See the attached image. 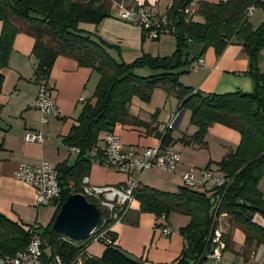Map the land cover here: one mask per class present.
<instances>
[{
  "label": "trees",
  "instance_id": "1",
  "mask_svg": "<svg viewBox=\"0 0 264 264\" xmlns=\"http://www.w3.org/2000/svg\"><path fill=\"white\" fill-rule=\"evenodd\" d=\"M113 1L121 0H0V90L4 80L2 69L7 66L13 38L19 32L34 39L31 65L36 83H47L50 68L59 55L73 58L99 74L94 100L83 104L68 133L63 135L62 143L77 151L73 162L56 164L63 193L53 201L49 222L44 228L37 224L24 227L19 220L0 212V252L12 256L23 249L29 240V230L36 225L42 238V264H56L55 256L61 264H147L120 251L114 233L109 231L114 222L112 214L120 215L118 209L127 204L109 211L99 200L84 194L98 206L101 222L83 239H71L53 230L52 223L66 197L83 192L81 181L88 175L93 160L104 162L99 144L102 133L117 124L148 126L149 123L130 114V101L138 97L148 102L154 89L163 87L175 95L177 110L190 111L195 130L177 138L185 145L205 146L206 133L213 123L235 129L240 140L233 151L217 162V170L228 178L225 185L193 188L181 183L175 191H168L138 182L133 198L140 211L151 212L157 218L167 217L170 211L189 216L188 223L179 228L184 246L175 264H201L207 260L206 254L213 246L212 231L222 214L228 216V223L242 228L245 235L242 253L247 255L252 240L264 241V193L258 187L264 175V72L258 68V55L264 47V20L252 27L246 10L249 6L264 8V0H169L163 13L176 28L174 51L164 56L142 54L129 63L114 59L107 51V46L112 45L98 34L78 27L81 20L98 22L110 16ZM196 14L201 20H193ZM233 42L240 43L248 55L249 65L244 73L251 77V91L208 93L179 81L183 71L176 70L190 62L191 43L200 45L199 55L207 47L220 55ZM137 68H148L154 73L139 75L135 72ZM171 132L166 127L164 132L156 133L161 146L173 143ZM104 229L113 242L102 239L105 244L102 254L88 255L86 247Z\"/></svg>",
  "mask_w": 264,
  "mask_h": 264
},
{
  "label": "crops",
  "instance_id": "2",
  "mask_svg": "<svg viewBox=\"0 0 264 264\" xmlns=\"http://www.w3.org/2000/svg\"><path fill=\"white\" fill-rule=\"evenodd\" d=\"M123 1L130 6L148 5V7L153 9L152 6L159 5L161 0ZM207 1L217 2L218 0ZM115 2L113 1L112 5ZM168 5L169 0H164V4L160 5L158 11L164 12ZM262 9L263 13L260 14L259 18L264 20V8ZM110 13V16L104 17L98 22H93L94 24L90 26V29H96L100 26H102L103 32L106 29H115L116 32L111 34V36L114 37L115 41H119V46L117 47L120 53L123 51V47L126 50L125 52L133 55L134 58L142 54H150L151 56L170 55L174 51L173 40L165 41L162 39L156 44L159 47H156L158 50L154 53L152 47H149V44L147 46L148 41L144 40L148 37L144 36L142 38L143 31L139 26L129 22L126 23L121 21V19H115L112 16V10H110ZM248 21L254 27L249 19ZM1 29L2 21L0 20V32ZM86 30L92 32V30ZM172 38L174 39V37ZM103 39L105 40V38ZM33 44L34 39L27 34L19 32L14 36L7 66L2 69L4 80L0 90V212L13 220L20 221L22 219L26 223L28 222L27 224H30L29 215L31 216L33 211L38 212L40 206L35 203L33 187L22 180L14 178L13 172L20 163L38 166L43 160L50 161V159L55 158V155L59 157L60 148L64 149V144L62 143L63 135L68 133L73 122L68 127L63 128L60 134L61 140L55 143V153L53 152L54 146L50 142L38 143L24 140L25 131L44 128L45 126L39 122V112L35 107L38 83L33 80L31 65ZM231 44H235L238 47L230 50L229 45L218 56H215L214 53H208V55H204L203 63H199L201 65H191L193 69L190 71L196 75V79L192 84L185 85L208 93H226L236 90L251 91L253 87L251 77L244 73L249 65L248 55L240 43L233 42ZM162 46L166 47L164 52L160 50ZM199 47H196L197 52H200ZM107 51L109 52L108 49ZM258 68L261 72H264V48L260 50L258 55ZM143 69L146 68H137L135 72L139 75H145V72L142 71ZM93 74L92 70L89 71L86 67H79L74 59L63 55L56 57L50 68L47 81V84L52 89L56 104L65 112H73L77 107L78 101L84 100L78 99L80 97L78 93H80L79 91H81L83 85H86L88 75L92 80L94 79L95 84L98 82V75ZM168 97L169 95L165 88L157 87L152 92L147 103L138 97L132 98L128 107L130 114L149 124L148 126L145 124H118L115 132L120 136L123 145L136 153L144 146L160 143L156 133L164 132L168 124L173 121L176 113L179 112V116L174 124L186 111L185 109L177 110L178 102L174 109V103ZM76 117L72 118L75 119ZM16 119L20 121L17 122ZM189 130L191 132L188 134L193 133L195 126H193V129L192 127L190 129L187 127V131ZM205 140V146L187 145L181 155L171 144L179 155L173 171L169 172L158 167H151L155 168L154 170L159 173L150 172L144 174L148 170L146 169L145 172L127 175L116 170L113 166L105 168L102 165L97 167L92 165L89 181L93 185L119 187L124 184L127 176H129L134 180L137 179L139 184H146L161 190L174 191L170 190L172 188H169L168 184L173 186L180 185L182 176L189 171L197 175L201 169H209L216 174H222L221 171L217 170V162L236 148L240 140V134L235 129L224 124L213 123L208 128ZM67 150L73 151L71 148H67ZM56 161L55 165L59 163L58 160ZM212 167L216 172L212 170ZM160 172H166L169 175H163ZM258 187L264 193V175L260 179ZM129 208L119 223L115 221L109 225V231L114 233L115 238L113 237V239L120 251L128 256L141 258L147 264H175L184 246V239L179 232V228L186 225L183 224L186 217L177 216L170 218L161 216L157 218L151 212L140 211L139 203L136 200L132 201ZM222 215V220L226 218V222L222 226L223 228H218L217 226L216 228L222 234L223 240L227 245L222 253L223 260L227 264H264V241L252 240L247 247L249 253L244 255L242 251L245 235L242 228L230 222L228 223V216L226 214ZM176 220L180 223L177 227L175 226ZM165 227H168L170 232L164 233L163 229ZM101 248V246L96 247L99 251ZM104 248L105 246H103L102 252ZM93 251L90 253L88 246L86 247V252L90 256H100L102 254L101 252V254L97 255V250Z\"/></svg>",
  "mask_w": 264,
  "mask_h": 264
},
{
  "label": "built area",
  "instance_id": "3",
  "mask_svg": "<svg viewBox=\"0 0 264 264\" xmlns=\"http://www.w3.org/2000/svg\"><path fill=\"white\" fill-rule=\"evenodd\" d=\"M116 16L126 22L138 25L145 37L159 39L162 35L175 36L176 28L171 25L169 18L163 12H156L146 5H127L121 0L115 2ZM194 6V4L192 5ZM255 8L249 6L246 10L250 16ZM198 63H203L199 58ZM38 91L35 100V107L40 111V123L48 121L49 117L63 116L59 107L55 104L52 89L44 82L38 83ZM82 99V98H80ZM178 113L173 117V121L168 124V128L173 127ZM24 140L28 142L43 143L45 140L43 129L27 130L24 133ZM102 157L104 163L113 166L116 170L129 175L130 173H141L151 167H158L166 171H173L179 159V155L171 145L161 146L160 144L144 146L139 152L134 153L128 149L120 140V136L114 132V128L102 133ZM77 151V149H72ZM14 178L22 180L33 187L35 191V203L37 206L47 205L58 200L63 193L60 185L56 165L48 160H43L38 166L20 163L13 172ZM228 178L224 174H216L209 169H201L196 175L194 172H187L182 176V184L193 188L220 187L227 183ZM82 194L91 195L99 200L100 205L109 211L117 209V205H125L119 208L121 212L112 214V218L118 221L123 218L131 202L134 200V190L138 185V180L127 176L124 184L120 187L113 185H89L88 176L82 178ZM29 230V240L27 245L17 251L12 256H3L0 252V264H42V238L34 225ZM106 229L100 231L94 239L106 240L112 243V239L106 235ZM164 233L170 232L168 227L163 229ZM213 246L206 254L208 264H227L222 257L225 246L222 234L215 228L213 231ZM93 239V240H94ZM56 264H61L58 256H55Z\"/></svg>",
  "mask_w": 264,
  "mask_h": 264
},
{
  "label": "rangeland",
  "instance_id": "4",
  "mask_svg": "<svg viewBox=\"0 0 264 264\" xmlns=\"http://www.w3.org/2000/svg\"><path fill=\"white\" fill-rule=\"evenodd\" d=\"M116 2H118V1H116ZM162 4H164V0H161L159 5H154L155 7L152 6L153 9L152 8L151 9L154 10V11H156V12H161V11H158V10L160 8V5H162ZM146 6H148V5H146ZM111 10H112V16L115 19H119L116 16V13H115L116 12V4L115 3L111 6ZM262 11H263L262 8H257L255 10H253L252 13H251V15L249 16V20H250V22L252 23V25L254 27H257L263 21L262 18H259L260 17V14L263 13ZM193 20H195V21L196 20H201V17L196 14L193 17ZM121 21H123V20H121ZM92 24H94V23L91 20H87V19L86 20H81L78 23V27L79 28H82L84 30H86V29L92 30V33H96V34L100 35L101 37L105 38V40L107 39L106 41L109 44L112 45V46H109V45L107 46V48L109 50L108 53H110L113 56V58L116 59L117 61H124L125 63H129V62H132L135 59L133 55H129V54H127L125 52L126 50H125L124 47H123V51L121 53L119 52V49L117 47V46H119V41H115L114 37L111 36V34H114L116 32L115 29L114 30L113 29H106L105 32H103L102 26H100L99 28H96V29H94V28L93 29H90V26H93ZM130 24H132V23H130ZM134 25H136V24H134ZM162 36L159 39H149V38H145L144 39V40H147L148 41L147 42V46L149 44V47L150 46L152 47V51L154 53H156L157 50H158L156 47H159V46H156V44L159 41H161L162 39H164L165 41H168L169 39H172L173 40V49L175 47V41L172 38V36H170V35H162ZM196 45H199V44H197V43H191L189 45V47H188V53H189L188 56H189V60H190V62L188 63L189 65L186 64L185 66H182L184 68L176 70L177 72L183 71L182 73L179 74V78H178L180 82H183V84H192L193 81L196 79V75L193 74V72L190 71V70L193 69L191 67V65H193V66L201 65V64H199L197 62V58H199V60L203 61L204 60V55H208V53H214L215 56H218V54L215 53V51H214V49L212 47H207L199 55V52L196 51V47H199L200 45L199 46H196ZM229 45H230V48H229L230 50L231 49H234V47H238L235 44H229ZM164 48H166V47H163L162 46V47H160V50H162L164 52ZM199 49H200V47H199ZM71 59H73V58H71ZM74 61H76V60L74 59ZM76 63H77V61H76ZM79 67H84V66L79 65ZM86 68H88V67H86ZM88 69H89V71L92 70L94 74H97L98 75V78H99V74H98L97 70H95V69L93 70L91 68H88ZM142 71L145 72L144 73L145 75H149V74H153L154 73L153 71L149 70L148 68L143 69ZM96 84L94 83V79L92 80V78H90L89 75H88V77L86 79V85L84 84L83 87H82V89H81V91H79L80 93H78L79 96H80L78 99L81 100L80 98H82L84 100L83 101H78L77 107L73 111V112H75L73 115H71L73 112H71V113H69L68 111L65 112L55 102V104L59 107L61 114L65 115L66 117L64 119H57L55 117H49L48 118V121L42 124V125H45L44 128H42L43 129V133H44V137H45V140L44 141H46V143L50 142V143L53 144V146H54L53 152L54 153L56 151L55 143H56V141L59 142L61 140L60 134H61L63 128L68 127L71 124V122L74 120V118H72V117H76L79 114V112L81 111V109L83 107V104L86 101H93L94 100V90H95ZM38 88H39V86H38ZM168 95H169V97H168L169 100L173 101V103H174V109H175L176 108L177 100H176V97L174 96V94L171 92V89L169 90ZM37 111L39 112L38 120L40 122L41 114H40V111L38 109H37ZM19 118H21V117H19ZM16 121L18 122L20 120L16 119ZM178 124H180L179 127H177ZM173 126H175V127L173 128L172 125L170 127L172 129V136L174 138V141L172 143V146L175 147V149L181 155L183 149H185L184 147H186L187 145H185L182 140H179L177 138H179L183 134H188L189 132H191L190 130L187 131V127H189V129L192 127V129H193V124H191V122H190V111L189 110H186L185 113H183L180 116L179 120ZM117 127H118V124L114 127L115 128L114 129V132L116 131V128ZM38 129L39 128H37V130ZM32 130H36V129H31L29 131H32ZM48 139H49V141H47ZM99 144L100 145H103L104 144V142H103L102 139L99 141ZM63 147H64V149L63 148H60V152L58 154L59 157H56V155H55V158L52 159V160L50 159V161H52L53 163H57L56 160H58L59 163L64 162V161H67V162H73L74 161L75 156H76L75 151H69V150H67L68 147L65 146V145ZM92 165H95L96 167L102 165L103 167L108 168V165L107 164L100 163L96 159L93 160V162H92V164L90 166V170H91ZM154 169L155 168L148 169V170H146V172L144 170V172H145L144 174H148L150 172H153L154 174H158L159 172H157V170H154ZM90 170H89V173H90ZM212 170H214L216 172V170L213 167H212ZM89 173L87 175L88 176V184L89 185H93L89 181L90 180ZM160 173L163 174V175H169L166 172H160ZM135 180H137V179H135ZM162 184H165V183H162ZM168 186H170L169 188H172L170 190H174L175 191L178 188L179 185H174L173 186L172 184H168ZM53 210H54L53 203H50V204H47V205H41L39 207L38 212L33 211L31 213V216L29 215L30 224L34 223V224L39 225L41 228H44L47 225V223L49 222V220H50V218H51V216L53 214ZM177 216H183V217L185 216L186 217L185 223H183V224H187V222L189 221V216L184 215V214H181V213H178L176 211H170V213L168 215V217H170V218L171 217L172 218L173 217H177ZM222 216L223 215H220L218 217V221H217V225H216L218 228L219 227L220 228H223L222 226H224V224L226 222V218H224L222 220V218H223ZM25 220H26V218H25ZM120 221H121V219L118 220V221H116V223H119ZM20 222H22V224H23L24 227H27L28 226V224H27L28 222L26 223L22 219L20 220ZM178 222H179L178 220L175 221V226L176 227L180 224ZM97 246H101L103 248V246H105V244L102 241H99V240L94 239L88 245L89 252L91 253L93 250H97V252H98L97 255L101 254L102 248L99 251V249H96ZM93 252H96V251H93ZM208 263L209 262L207 260H205L204 262H201V264H208Z\"/></svg>",
  "mask_w": 264,
  "mask_h": 264
},
{
  "label": "water",
  "instance_id": "5",
  "mask_svg": "<svg viewBox=\"0 0 264 264\" xmlns=\"http://www.w3.org/2000/svg\"><path fill=\"white\" fill-rule=\"evenodd\" d=\"M179 113L177 115V118ZM176 118V119H177ZM101 222L98 206L80 192L69 194L54 217L52 229L71 238L83 239Z\"/></svg>",
  "mask_w": 264,
  "mask_h": 264
}]
</instances>
